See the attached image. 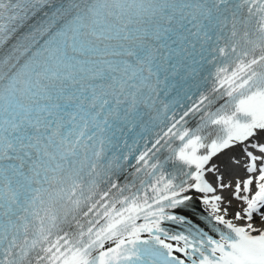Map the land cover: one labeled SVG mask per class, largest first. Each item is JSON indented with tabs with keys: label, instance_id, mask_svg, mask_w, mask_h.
<instances>
[{
	"label": "snow or ice",
	"instance_id": "obj_1",
	"mask_svg": "<svg viewBox=\"0 0 264 264\" xmlns=\"http://www.w3.org/2000/svg\"><path fill=\"white\" fill-rule=\"evenodd\" d=\"M0 264H264V0H0Z\"/></svg>",
	"mask_w": 264,
	"mask_h": 264
},
{
	"label": "bare ground",
	"instance_id": "obj_2",
	"mask_svg": "<svg viewBox=\"0 0 264 264\" xmlns=\"http://www.w3.org/2000/svg\"><path fill=\"white\" fill-rule=\"evenodd\" d=\"M220 162H221V167L223 168L225 165H227L228 163V157L227 156H224V157H221L220 158ZM228 179H231V177H227ZM199 203V202H198ZM200 205V204H199ZM201 206V205H200ZM202 208V206H201Z\"/></svg>",
	"mask_w": 264,
	"mask_h": 264
}]
</instances>
